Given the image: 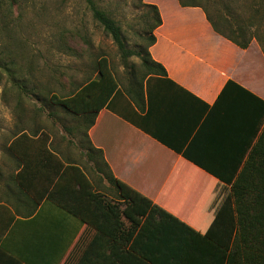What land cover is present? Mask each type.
<instances>
[{
  "label": "crops",
  "instance_id": "1",
  "mask_svg": "<svg viewBox=\"0 0 264 264\" xmlns=\"http://www.w3.org/2000/svg\"><path fill=\"white\" fill-rule=\"evenodd\" d=\"M146 1L160 10L150 53L167 75L146 78L137 97L119 84L90 127L91 119L63 116L35 139L46 134L47 148L78 167L106 203L126 208L112 175L165 213L139 225L123 216L119 228L117 211L80 195L76 216L47 198L34 209L16 188L0 264H229L232 186L257 183L264 50L258 40L243 49L217 33L202 8ZM42 170L34 163L31 176ZM65 187L68 199L80 190L70 180Z\"/></svg>",
  "mask_w": 264,
  "mask_h": 264
},
{
  "label": "rangeland",
  "instance_id": "2",
  "mask_svg": "<svg viewBox=\"0 0 264 264\" xmlns=\"http://www.w3.org/2000/svg\"><path fill=\"white\" fill-rule=\"evenodd\" d=\"M95 2L120 24L128 49L140 51L146 46L155 21L148 7L152 4L146 0H142L145 6L140 0ZM200 3L220 32L241 42L258 40L264 47V0ZM102 60L124 87L133 73L142 77L141 58L123 59L86 0H0L1 204L10 208L18 201L13 182L18 165L9 151L11 140L23 130L47 131L51 119L68 116L52 104L51 97H66L95 79Z\"/></svg>",
  "mask_w": 264,
  "mask_h": 264
},
{
  "label": "trees",
  "instance_id": "3",
  "mask_svg": "<svg viewBox=\"0 0 264 264\" xmlns=\"http://www.w3.org/2000/svg\"><path fill=\"white\" fill-rule=\"evenodd\" d=\"M178 1L184 8H202L217 33L243 49L249 47L251 41L241 42L236 37L233 38L220 32L219 26L214 22L207 8L200 3L204 0ZM86 2L93 13L94 19L102 25L118 46L123 59L126 60L134 56L141 58L142 77L139 78L136 73H133L132 77L126 81L127 84L124 87L130 96H139V91L142 89L146 78L167 75L165 68L154 61L150 53V48L157 41L155 31L162 25L160 10L157 6H148L155 14V21L150 29L149 37L145 40L147 42L146 46L140 51H136L128 49L123 30L109 11L100 8L95 0H86ZM140 2L145 6L142 0ZM257 12L261 11L258 10ZM242 31L243 29L239 30V32ZM10 65L14 66L15 61L12 60ZM100 67L99 74L95 79L76 87L75 91L68 96L59 97L53 95L51 97L52 104L55 107L63 109L68 115L91 119L88 127L94 124L97 113L106 106L120 84L113 73L106 68L105 60H102ZM38 133L45 132L43 130L41 132L35 131L34 135H32L23 130L11 140L9 145V151L16 160L18 165L17 171H19L13 177V182L21 193H24L34 202V209L39 206L43 199L47 198L53 204L62 209L72 211L77 216L76 200L81 197L82 200L90 201L93 205L92 207H95L97 210L110 209L117 211L119 228L123 225L121 221V217L123 216L139 225L140 218L152 215L153 213H165L159 207L153 205L147 198L117 181L112 175L109 178L117 186L120 197L124 200V204H126V208L122 211L120 205L106 203L102 195L94 193L92 184L78 167L65 166L62 160L47 148L48 137L46 134H42L35 139ZM253 158L257 160L256 168L254 169L256 180H253L257 183L232 186L231 197L234 199L236 205L237 218L235 220H237L235 224L237 225V232L235 235L232 234L228 240L229 246H232L228 257L229 264H264V134L254 150V154H252ZM34 163L41 165L43 169L41 175L32 174L31 176V169H33ZM104 174L107 173L104 172ZM249 176L250 172L246 169L242 173L241 178ZM68 180H70L74 188L80 187V190L76 191L73 198L70 199H68L65 193V185L68 183ZM16 196L19 199L20 193L17 192ZM14 219L15 216L11 209L5 204L0 203V240Z\"/></svg>",
  "mask_w": 264,
  "mask_h": 264
}]
</instances>
